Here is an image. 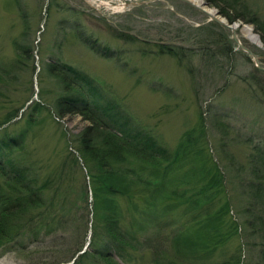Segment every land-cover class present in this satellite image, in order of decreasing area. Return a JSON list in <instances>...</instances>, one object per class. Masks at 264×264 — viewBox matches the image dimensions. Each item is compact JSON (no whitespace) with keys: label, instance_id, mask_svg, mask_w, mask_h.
<instances>
[{"label":"rangeland","instance_id":"obj_1","mask_svg":"<svg viewBox=\"0 0 264 264\" xmlns=\"http://www.w3.org/2000/svg\"><path fill=\"white\" fill-rule=\"evenodd\" d=\"M243 1L264 24V0ZM202 8L216 10L208 5ZM235 23L239 24L235 28L237 39L264 67V47L253 25ZM243 25L251 27L259 43L241 31ZM129 36L134 40L130 41ZM143 41L181 45L190 48L192 54L187 53L180 63L167 55H141L138 47ZM15 44L23 46L24 54L14 68ZM150 44L144 47L152 49ZM55 63L88 75L100 98L116 104L117 111L127 117L126 128L170 150L183 133H200L203 126L202 140H208L203 156L208 158L205 154L210 151L216 160L223 147L231 157L222 156L218 166L224 176L220 196H227L231 203L228 214L237 223L247 218V199L240 194V185L254 177L246 169L249 148L231 138L237 133L264 141V71H254L246 53L231 40L228 29L179 0H0V67L6 65L5 73H0V143L1 139L6 143L9 137L20 140L10 150L1 146L0 159L19 162L37 182L53 174L55 168L63 171L61 186L55 191L59 195L55 202L63 205V211L47 207L46 211H52L50 229L21 232L0 248V264L66 261L85 248L92 228L87 167L75 150L77 135L88 122L77 114L61 118L54 115L53 100L61 90L48 68ZM32 101H39L42 108L32 113L35 122L27 125L24 117ZM102 103L100 100L97 110L107 116ZM14 110L16 116L3 121ZM107 128L118 132L112 126ZM238 163L245 171L239 172ZM118 200L123 210L126 208L121 226L130 229L128 202ZM69 201L76 205L73 214ZM240 232L245 237L241 226ZM134 236L138 240L132 241L134 250L127 247L132 259L126 264H151L152 251L158 249L155 229L148 225ZM250 243L249 238H231L226 243L227 253H239L240 247L243 264H254L259 261L258 250H252ZM110 254L116 264H125L113 249ZM81 262L103 264L90 256ZM68 263L71 261L56 264Z\"/></svg>","mask_w":264,"mask_h":264},{"label":"trees","instance_id":"obj_2","mask_svg":"<svg viewBox=\"0 0 264 264\" xmlns=\"http://www.w3.org/2000/svg\"><path fill=\"white\" fill-rule=\"evenodd\" d=\"M204 2L216 8L217 13L228 23L241 21L252 24L253 31L258 33L264 46V24L258 22L254 11L248 8L245 1ZM21 18L24 19V15ZM129 39L134 40L130 36ZM151 42H140L138 51L141 55H167L180 63L187 53L192 54L190 48L181 45ZM149 44L152 49L144 47ZM22 48L15 44L17 57L11 63L14 68L19 66L16 64L20 62V55L22 58L24 54ZM56 63L48 68L61 90V94L53 100L54 115L61 118L66 114H77L88 122L77 135L75 150L87 167L93 224L87 243L89 250L53 264L68 262L71 258V264H82L86 256L100 259L103 264H116L110 256L111 249L126 264L132 259L127 247L134 250L136 246L132 245V241L138 240L134 234L143 231L148 225L155 229V236L158 237V249L152 251L151 264H243L240 247L239 253H227L226 243L231 238L251 239L252 250L256 248L259 257V261L254 264H264V141H254L250 135L237 133H233L231 138L248 146L246 169L254 176L240 185V194L246 195L248 207L245 213L248 216L237 223L228 214L231 203L227 196H220L224 190V176L218 167L219 162L222 156L231 157L223 147L216 153L217 161L211 157L210 151L205 154L209 155V159L203 156L202 151L208 148V140H202L203 126L200 133L193 130L183 133L180 141L178 139L170 150L151 137L139 136L137 132L126 128L127 117L117 111L116 104L100 98L88 75L85 76L72 66ZM5 66L0 67V73ZM254 71L261 73L256 68ZM98 97L104 102L103 109L108 117L98 112L97 109L101 107ZM40 108L39 101H32L30 113L24 117L27 125L35 122L32 113ZM15 116L16 110L9 112L3 121ZM118 120L121 122L118 123ZM108 126L116 128L118 132L108 129ZM6 141L3 144L4 139H1L0 147L7 150L14 144H20L17 137L6 138ZM227 162L233 165V161L228 158ZM22 166L19 162L0 159L2 249L24 230L44 228L48 231L52 226V211H46L47 207L52 210L55 207V212L63 211V205L55 202L56 196H59L55 191L61 186L63 171L59 167L58 170L55 168L53 174L37 182L27 173V167ZM237 166L239 172L245 171L244 165L238 163ZM46 190L51 193H46ZM118 199L128 202L127 207L132 215L129 216L130 229L121 226L126 208L123 210L124 206ZM68 207L73 214L76 209L74 201H69ZM240 226L245 231V237L240 232Z\"/></svg>","mask_w":264,"mask_h":264},{"label":"water","instance_id":"obj_3","mask_svg":"<svg viewBox=\"0 0 264 264\" xmlns=\"http://www.w3.org/2000/svg\"><path fill=\"white\" fill-rule=\"evenodd\" d=\"M136 3H141L143 0H132ZM179 1H182L184 3H186L187 5H189L190 7L196 9L197 11L203 13L204 15L207 16L208 20L209 21H212L214 23H216L217 25L221 26V27H224L226 29H228L230 31V38L231 40L237 45L238 48H240L242 51H244L248 57V59L251 61V63L253 64V66L258 69V70H261V71H264V67H261L257 64V59H256V56L255 54L250 51L246 46H244L236 37V33H235V28L232 27V23H227L226 20L224 18H222L221 16L218 15V13L216 12V10L213 11V14L212 13H208L204 8H202L201 6L199 5H196V4H193L191 3L190 1L188 0H179ZM202 5L205 6L206 3L205 2H202Z\"/></svg>","mask_w":264,"mask_h":264},{"label":"bare ground","instance_id":"obj_4","mask_svg":"<svg viewBox=\"0 0 264 264\" xmlns=\"http://www.w3.org/2000/svg\"><path fill=\"white\" fill-rule=\"evenodd\" d=\"M188 1H190L191 3H193V4H196V5H199V6H203L202 5V1L201 0H188ZM207 12L208 13H212L213 14V10L210 8V9H208L207 8ZM239 26V24H236V23H234V24H232V27H234V28H237ZM241 31H243V33L250 39V40H252V41H254V42H256V43H259V41H258V39H257V36L252 32V30H251V27L249 26V25H243L242 27H241Z\"/></svg>","mask_w":264,"mask_h":264}]
</instances>
